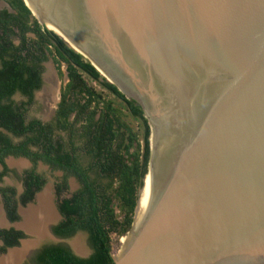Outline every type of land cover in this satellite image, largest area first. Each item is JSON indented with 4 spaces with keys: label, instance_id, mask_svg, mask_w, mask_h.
Instances as JSON below:
<instances>
[{
    "label": "water",
    "instance_id": "1",
    "mask_svg": "<svg viewBox=\"0 0 264 264\" xmlns=\"http://www.w3.org/2000/svg\"><path fill=\"white\" fill-rule=\"evenodd\" d=\"M23 1L148 120L140 207L113 264H264V0Z\"/></svg>",
    "mask_w": 264,
    "mask_h": 264
},
{
    "label": "trees",
    "instance_id": "2",
    "mask_svg": "<svg viewBox=\"0 0 264 264\" xmlns=\"http://www.w3.org/2000/svg\"><path fill=\"white\" fill-rule=\"evenodd\" d=\"M5 1L13 11L0 10V182L11 171L6 156L25 157L32 164L23 171L19 194L14 186L0 185L7 218L18 221V204L34 201L47 183L36 169L39 162L60 170L54 188L61 219L52 230L64 237L87 233L91 252L82 257L66 245L48 244L32 262L113 264L112 235L121 237L129 231L148 172V120L135 100L40 24L23 0ZM49 59L60 78L65 70L67 81L61 83L53 116L42 121L29 118L27 112L43 86L44 63ZM16 94L24 99L15 100ZM70 177L79 187L68 193ZM26 236L14 227H0V253Z\"/></svg>",
    "mask_w": 264,
    "mask_h": 264
},
{
    "label": "rangeland",
    "instance_id": "3",
    "mask_svg": "<svg viewBox=\"0 0 264 264\" xmlns=\"http://www.w3.org/2000/svg\"><path fill=\"white\" fill-rule=\"evenodd\" d=\"M0 5H1V1H0ZM65 66L63 65V70H64ZM45 75H46V80L44 81V85L43 87L35 92L34 95V103L29 107L28 112H27V116L29 118H39L42 121H48L51 119L54 109L56 108V103L58 102V97H57V93L59 92V85L60 83L64 80V78H60L57 75V72L54 70H52V68L49 66L48 67L45 65ZM65 71V70H64ZM51 74V78L53 81V84H49V80H51L50 75ZM95 85V84H93ZM97 88H99V86L95 85ZM15 100L20 101L22 99H24L23 97H21L19 94H16L14 96ZM128 120H131L130 117H127ZM133 125L136 126V123L134 121H132ZM136 128V127H135ZM15 141L19 140V138H13ZM10 161V163H9ZM7 162L9 163V166H11L12 172L9 173V175H7L5 179V183L7 185L10 186H14L17 189H20L21 185H20V181L18 179L17 174L22 170V169H27L30 168L31 165L24 160L23 158H9L7 159ZM85 162L86 159H85ZM14 165V167H13ZM1 170V167H0ZM37 171L42 172L45 174L46 178H47V186L44 189V191L38 196V201L36 202V200L34 201V203H36V205H38L39 203V198L42 194H44L45 192H48L49 194V201H50V205L52 207L53 213L54 215V206L52 205V201H54V195H53V184L57 181L58 178H61L62 176V172L60 170H52L51 168H49V166L43 164V163H39L37 165ZM69 183V190L68 193L76 190L79 187V183L77 182L76 179L73 180L72 177L69 178L68 180ZM36 206H30V208H34ZM29 208V209H30ZM128 232L121 237H117L115 234L112 235V253L115 254V256L119 253L123 247V243L126 241V237H127ZM45 236H49V233L47 231ZM43 236V237H45ZM42 237V238H43ZM52 241H57L62 243L63 245L65 244H70V245H74V249L77 250L76 245H75V241H80L81 244L83 245V250L85 251L86 254H89L91 252V246L89 244L88 241V236L87 233L83 232V231H79L77 233H75L72 236L69 237H64L62 239H57L54 238V240ZM79 251V250H77ZM80 251V252H82Z\"/></svg>",
    "mask_w": 264,
    "mask_h": 264
},
{
    "label": "flooded vegetation",
    "instance_id": "4",
    "mask_svg": "<svg viewBox=\"0 0 264 264\" xmlns=\"http://www.w3.org/2000/svg\"><path fill=\"white\" fill-rule=\"evenodd\" d=\"M0 1H2V0H0ZM5 1V0H4ZM6 2V1H5ZM6 7L5 6H3L2 8H0V10H2V9H5ZM45 66V65H44ZM46 72V71H45ZM58 75V74H57ZM50 76V78H51V74L49 75ZM62 78H64V76L62 77ZM43 80L45 81L46 80V82H47V79H46V75H45V73H44V75H43ZM65 80V79H64ZM64 80L62 81V82H64ZM67 81V80H66ZM65 81V82H66ZM61 82V83H62ZM53 84V81H52V78H51V80H49V84ZM61 83H60V85H59V92L57 93V97H58V100H59V96H60V87H61ZM43 85H44V83H43ZM43 87V86H42ZM41 87V88H42ZM57 104V103H56ZM55 110V109H54ZM53 114H54V112H53ZM53 116V115H52ZM16 158H23L24 160H26L30 165H32L31 164V162L27 159V158H25V157H16ZM5 163H6V165L8 166V168L11 170L10 172H12V169H11V166H9V163H10V161H9V163L7 162V156H6V158H5ZM39 163H41V162H39ZM38 163V164H39ZM0 167H1V169H2V166L0 165ZM13 167H14V165H13ZM36 169H37V167H36ZM14 170V169H13ZM25 169H22L18 174H17V176H18V179H19V181H20V185H21V187H20V189H17L16 187V189H17V193L19 194L21 191H22V174H23V171H24ZM9 172V173H10ZM62 172V171H61ZM9 173H7V175H9ZM7 175H4L3 176V178H2V181L0 182V185L1 186H6L7 184H4L5 183V179L4 178H6L7 177ZM47 186V185H46ZM46 186L43 188V190L38 194V196L44 191V189L46 188ZM53 195H54V201H52V205L54 206V212H55V218L51 221V222H53V221H55V219H56V221L55 222H53L52 223V225H51V230H52V228H53V226L55 225V224H57L58 223V221L61 219V218H59V217H57V212H56V210L58 211V209H57V207H56V195H55V188H54V184H53ZM36 195H37V193L35 194V197H34V201H35V198H36ZM38 196H37V200H36V202L38 201ZM34 201H32V202H29V203H33ZM28 204V203H27ZM27 204L26 205H24V206H27ZM30 206L31 205H29L28 207H26V208H24V209H22V215H23V217H25V210H27V209H29L30 208ZM32 206H37L36 205V203L35 204H33ZM20 207H22V205H20V204H18V207H17V211H18V214L20 215V219L18 220L19 222H21L22 220L24 221V219H22V215L20 214ZM56 209V210H55ZM15 222H17V221H15ZM15 222H11V221H9V219L7 218V215H6V212H5V209H4V205H3V202H2V200H1V196H0V227L1 228H10V227H14V228H16L15 227ZM50 222V223H51ZM23 223V222H22ZM49 223V224H50ZM48 224V225H49ZM21 227H18V228H16V229H19V230H21L23 233H25L27 236L26 237H24V238H22V239H20V244L18 245V246H13V247H18V249H13V247H8L7 249H6V251L4 252V253H0V258H3V257H5V256H7L11 251L13 252V251H20V249H22V247H23V245H24V243H31L32 244V248L30 249V251H28L27 253H25L24 255H22V256H20V258H19V260L16 262V264H35V263H33L32 262V259L33 258H35V256L46 246V245H48V244H53V245H60V244H62V243H60V242H57V241H52V240H54V237H56L57 239H62V238H64V236H60V235H56L54 232H53V230H52V233H53V235H54V237L52 236H45V237H43V236H39V235H36L35 233H32L31 232V234H28L27 233V231L25 230L26 228H24L22 225H20ZM29 232V231H28ZM43 237V238H42ZM65 237H68V236H65ZM66 246H68V247H70L71 248V245L69 244H65ZM10 249H13V250H10ZM89 255V254H88ZM82 257H86V256H82ZM21 259V260H20Z\"/></svg>",
    "mask_w": 264,
    "mask_h": 264
},
{
    "label": "bare ground",
    "instance_id": "5",
    "mask_svg": "<svg viewBox=\"0 0 264 264\" xmlns=\"http://www.w3.org/2000/svg\"><path fill=\"white\" fill-rule=\"evenodd\" d=\"M103 73V72H102ZM105 76V74L103 73ZM141 194L139 195V207H140ZM139 207L135 216V228H137ZM25 217L22 226L26 228L27 231L35 233L39 236H44L47 233L48 224L55 218L52 207L49 201V194L45 192L39 198V203L36 207L25 210ZM77 250L82 251L83 245L80 241H75ZM32 248L31 243H24L20 251H11L7 256L0 258V264H16L20 256L24 255ZM119 256V253L116 257ZM23 257V256H22ZM21 260V259H20Z\"/></svg>",
    "mask_w": 264,
    "mask_h": 264
}]
</instances>
